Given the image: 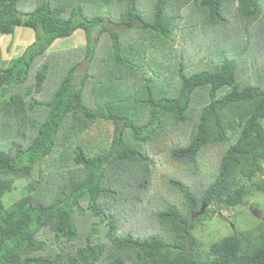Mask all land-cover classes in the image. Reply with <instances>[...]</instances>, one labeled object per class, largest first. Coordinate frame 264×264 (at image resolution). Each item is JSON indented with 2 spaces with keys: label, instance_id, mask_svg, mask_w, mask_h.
I'll return each instance as SVG.
<instances>
[{
  "label": "trees",
  "instance_id": "16d2710c",
  "mask_svg": "<svg viewBox=\"0 0 264 264\" xmlns=\"http://www.w3.org/2000/svg\"><path fill=\"white\" fill-rule=\"evenodd\" d=\"M263 1L0 0V34L33 30L0 46V264H264V210L208 249L193 234L264 196ZM77 28L83 48L51 50Z\"/></svg>",
  "mask_w": 264,
  "mask_h": 264
},
{
  "label": "rangeland",
  "instance_id": "374dc122",
  "mask_svg": "<svg viewBox=\"0 0 264 264\" xmlns=\"http://www.w3.org/2000/svg\"><path fill=\"white\" fill-rule=\"evenodd\" d=\"M261 6L262 7L264 6V1L261 3ZM110 7L112 9H116L114 5H110ZM105 12H107V9H105ZM178 28H181V29H177L176 31L175 40L173 41L174 47H180L182 49L184 48V49H187L188 51L193 50L196 47L194 42H182V40H180V36L184 32V30L182 29L181 26ZM189 28L190 27L188 26L186 30H188ZM30 37L31 38L33 37V30L27 27H22V26L16 27L12 34H9V35L0 34V46L3 50L5 46L8 44V40L10 39L14 40L12 41L11 46H9V51L7 53L5 52L4 55L9 58V56H11V54L14 53L15 51L21 50L18 48L15 49L14 47L18 44V41L31 39ZM28 42H25L26 44H24V47L27 45ZM85 43H86V38H85L84 32L81 29L77 28L76 30L73 31V33L71 34V36H69V38L56 39L54 43L52 44V47L54 49H51V50H55L57 48L59 49H65V48L80 49L85 46ZM259 49H263V48H259ZM259 49H252V47L248 48V50L244 53V56H249L250 52L252 53L254 51L255 52L253 54L255 55L257 53L256 51H259ZM237 51L239 50L237 49ZM218 54L219 53L217 52L214 54V56ZM237 59L240 63V60H242L241 54L238 56ZM258 79H260V77ZM98 109L100 111H103L104 107L101 106ZM96 110L97 108H95V111ZM108 118L109 119H105V120L102 119L100 120L99 123L92 124L86 131L84 132L82 131L80 135V137L82 136L81 141L84 144L88 143L90 146H97L100 143H106V141L110 139L111 134L113 132L112 123L109 122L111 121V118L110 117ZM178 127H180L179 129L176 130V133L179 134L178 137H181V134L185 132L183 133L184 138L182 139L184 141L189 136V132L192 129V124L191 122H188L185 124H178ZM172 133L173 132H171V134ZM107 144L108 143H106V145ZM159 157L160 156H156V160H155L156 171L161 172V171L169 170L170 165H168V162H166L165 159H162ZM198 182H199V179L195 183H198ZM23 184H24V181L22 179L16 180L15 189H13L9 194H7L4 197V201L6 204L14 201L15 199L19 197L20 188ZM256 199L257 200L251 199L249 201V203H254V201H256V207H258L256 211H255L254 205L251 206L252 204L245 206L243 209L240 208L242 206L238 205L237 207H239L240 209L235 208L231 215L228 214L226 216L228 217L230 221H228V219L225 217L227 213V210L225 209L221 211L220 215L214 216L212 219L207 218V220H204V219L197 220L193 234L198 238L201 244H203L202 250L208 249L210 243L214 241H218L223 236L229 235L234 231L254 228L257 225L259 218H261L262 211L260 210H264V196L263 195L257 196ZM206 207L207 206H204V209ZM251 208L253 210H251ZM201 213H198L197 216L201 215ZM197 216L195 217L191 216V219L193 220ZM223 218H226V219H223Z\"/></svg>",
  "mask_w": 264,
  "mask_h": 264
},
{
  "label": "water",
  "instance_id": "95a60500",
  "mask_svg": "<svg viewBox=\"0 0 264 264\" xmlns=\"http://www.w3.org/2000/svg\"><path fill=\"white\" fill-rule=\"evenodd\" d=\"M203 208H204V205L201 207V209H200V211H199L198 213H201V212L203 211ZM198 213H197V214H198ZM197 214H196V215H197Z\"/></svg>",
  "mask_w": 264,
  "mask_h": 264
},
{
  "label": "clouds",
  "instance_id": "9594fccd",
  "mask_svg": "<svg viewBox=\"0 0 264 264\" xmlns=\"http://www.w3.org/2000/svg\"><path fill=\"white\" fill-rule=\"evenodd\" d=\"M111 137H112V136H111ZM111 137H110V139H111ZM197 213H198V212H197ZM197 213H194L192 216H193V217L197 216V215H196Z\"/></svg>",
  "mask_w": 264,
  "mask_h": 264
}]
</instances>
